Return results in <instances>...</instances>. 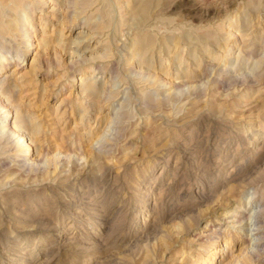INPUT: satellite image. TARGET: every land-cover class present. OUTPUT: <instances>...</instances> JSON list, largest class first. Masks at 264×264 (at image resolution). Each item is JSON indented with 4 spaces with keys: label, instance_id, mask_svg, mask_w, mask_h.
Masks as SVG:
<instances>
[{
    "label": "rangeland",
    "instance_id": "374dc122",
    "mask_svg": "<svg viewBox=\"0 0 264 264\" xmlns=\"http://www.w3.org/2000/svg\"><path fill=\"white\" fill-rule=\"evenodd\" d=\"M42 1L0 74V264H264V0Z\"/></svg>",
    "mask_w": 264,
    "mask_h": 264
},
{
    "label": "bare ground",
    "instance_id": "6f19581e",
    "mask_svg": "<svg viewBox=\"0 0 264 264\" xmlns=\"http://www.w3.org/2000/svg\"><path fill=\"white\" fill-rule=\"evenodd\" d=\"M34 1H38L40 5L42 4L41 6H45V3H43L42 0H0V74L10 64V57L13 56V51L8 48L7 43L14 40H20V43L24 44V46L23 48H16L14 52L15 55L20 59V61H24L25 59L26 50L27 47H29L28 44L30 43L31 37L30 33L27 31H30L32 29L31 25L34 16ZM78 1L79 0H77L76 2L77 4ZM160 1L161 0L141 1V6L135 13V18L140 25L150 19L149 11L151 10V7L156 5L158 6ZM78 39H82V37L78 36ZM30 46H33V44ZM36 63L41 65L42 59H38ZM17 64L20 65L21 63L19 62ZM6 84L7 78L0 80V114H6L7 117H10L11 114L14 113L15 116H18L20 115V112H16V107L11 106L16 98L15 89L11 90L5 88L4 86ZM86 90L93 95H98V90L93 86H87ZM7 117L5 118L4 122L0 121V137L3 138L4 136H6L8 139H15L17 143L20 142L28 144L25 139L24 133L22 132V129L19 128V126H17L15 123L11 125ZM21 119L23 120V123H27L30 118L28 119V117H22ZM256 225L254 224V226ZM227 246L228 245H226V247ZM249 254H252V251L249 252ZM211 262V259H209L205 264H211Z\"/></svg>",
    "mask_w": 264,
    "mask_h": 264
}]
</instances>
